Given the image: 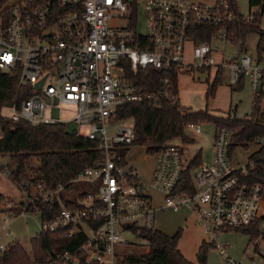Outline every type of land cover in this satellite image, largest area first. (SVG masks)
I'll list each match as a JSON object with an SVG mask.
<instances>
[{"label": "built area", "instance_id": "2783aa9c", "mask_svg": "<svg viewBox=\"0 0 264 264\" xmlns=\"http://www.w3.org/2000/svg\"><path fill=\"white\" fill-rule=\"evenodd\" d=\"M237 0L198 4L191 0H21L0 8V75L17 77L18 89L10 106L13 122L32 125H65L70 135L96 143L102 157L73 181L83 185L72 207L62 206L52 221H41V233L60 234L63 239L84 236L73 253L54 250L37 264H122L129 248L143 229L155 230L157 207L154 194L162 196L161 208L179 213L187 210L206 234L207 244L222 257L221 264H241L229 254V245L219 242L222 233L248 228L262 220L264 230V180L256 178L254 161L235 167L229 151L233 132L217 128L211 164L202 162L191 172L192 190L183 182L192 160L184 149L166 145L155 156L151 179L146 180L130 164L136 141L133 119L118 120L117 111L128 104L160 108L164 102H181L169 79L158 90L140 91L135 80L148 68L175 67L180 75L196 77L215 67L229 71L236 86L241 77L264 104V69L245 50L244 40H235L229 26L237 19ZM260 12L261 7H256ZM144 12V31H140ZM216 27L210 41L195 42L198 26ZM218 43L238 48L237 59L218 66L213 58ZM191 45L194 63L185 62ZM43 82L41 89L37 86ZM68 107L71 119H55L53 110ZM75 126L76 132L69 127ZM88 126L83 135L80 129ZM188 128L200 133L199 123ZM254 144L264 147V138ZM196 172L195 176L193 173ZM4 174L10 175L7 169ZM21 194L25 217L36 200L61 201L64 187L47 191L25 184ZM5 207L12 204L4 203ZM20 205V206H21ZM131 235L136 241L126 237ZM0 238V242H1ZM6 247L1 244L0 250Z\"/></svg>", "mask_w": 264, "mask_h": 264}, {"label": "trees", "instance_id": "16d2710c", "mask_svg": "<svg viewBox=\"0 0 264 264\" xmlns=\"http://www.w3.org/2000/svg\"><path fill=\"white\" fill-rule=\"evenodd\" d=\"M11 0H0V8ZM32 1V0H25ZM250 10L253 7H261L260 12L255 13L254 19L245 22L243 19L235 20L229 26V32L235 40L247 38L251 33L259 37L257 52L259 59L264 53V29L257 27L261 23L264 14V0H249ZM235 13L239 16L238 7L235 6ZM252 13L250 12V15ZM241 16V15H240ZM193 33L195 42L210 41L216 27L202 25ZM244 40V41H245ZM260 60L258 64H260ZM178 71L175 67L163 70L148 68L140 71L135 83L140 91L152 92L158 90L163 79H169L174 88V94L178 92ZM245 78L241 77L239 83L233 88V92H240L244 89ZM221 84V78L209 85L211 94H214L217 86ZM18 89L17 77L0 75V156H9L14 168L10 169L11 180L23 190L24 185L30 195L36 196L33 187L44 185L47 191L64 187L60 194L61 201L43 202L36 200L29 207L31 213H38L41 221H52L59 214L62 206L72 207L79 196L78 190L86 187L73 184V181L102 157V153L96 143L83 137L70 135L65 125H32L26 122H13L2 115V110L11 105ZM260 114V100L254 96L253 110L249 117L238 119L229 115L227 118L210 116L208 113H190L184 110L180 102H164L160 108H152L146 104H128L118 109L119 121L133 119L136 125L135 146L147 148L148 154L160 151L176 139H182L185 143L189 140L184 134L185 127L191 122L207 121L212 122L217 128L228 127L232 130L231 149L242 147L249 149L256 139L264 138V121ZM230 149V150H231ZM32 157L39 159V167L34 174H30L28 161ZM254 161L253 175L264 180V147L260 148L251 157ZM202 163L201 151H199L190 163V168L184 173L183 182L193 184L191 172ZM0 200L3 196L0 195ZM23 205L17 210L18 216ZM15 215V216H16ZM263 219L256 221L248 228L232 230L230 232H244L249 235L250 241L264 240V230H261ZM139 237L148 244L150 252L141 257H129L122 261V264H208L209 248L214 246L204 242L197 254V262L188 261L179 250V242L182 238V230L174 235H167L157 230L143 229ZM84 242V236L77 235L71 239H63L60 234H40L32 241V249H37L42 256L38 257L40 263L46 261L47 256L54 250L59 252H75ZM37 259V257H36ZM17 260V261H16ZM29 259L24 248L15 243L6 247L0 255V264L25 263ZM16 261V263H15ZM79 264H85L83 260Z\"/></svg>", "mask_w": 264, "mask_h": 264}, {"label": "rangeland", "instance_id": "374dc122", "mask_svg": "<svg viewBox=\"0 0 264 264\" xmlns=\"http://www.w3.org/2000/svg\"><path fill=\"white\" fill-rule=\"evenodd\" d=\"M21 0H11V3H16ZM198 4H214L215 0H191ZM239 14L242 16H249L250 12L255 14L259 9L253 7L250 10L249 0H237ZM144 12H141L140 20V31H144ZM257 27L264 29V14L261 19L260 25ZM245 40V39H242ZM259 37L257 34H249L245 40V48L247 53L252 57L254 62L259 61L257 52ZM216 51L214 52L213 58L218 66L224 62H229L233 57L238 55L240 51L235 46L226 45L221 43L217 44ZM224 52V53H222ZM185 62L187 64L194 63V57L191 47L186 49ZM260 67L264 69V53L260 60ZM218 67H215L211 73V79H208V73L197 74L196 78L200 81H193L192 77L187 75H180L178 77V90L180 97L181 107L190 113H209L216 114L219 116L231 115L238 119H244L251 116L253 110V99L254 92L251 89L248 82L245 84L244 89L240 92H232L231 87H234L229 80V71L223 84H219L214 92L211 94L210 86L215 83L217 77ZM229 83V84H228ZM237 107V111H235ZM12 110L4 108L2 115L10 118L12 116ZM73 111L68 107H61L55 109L52 115L55 119L69 120ZM264 121V106L260 105V114ZM201 132L198 133L185 127L184 134L189 140L185 143L182 139H176L172 141L171 146H177L184 149L185 160H193L196 154L201 151L202 161L206 164H211L213 158V145L216 134V125L212 122L199 121ZM83 135H87L89 132L88 126H84L80 129ZM251 144L249 149L233 148L229 151L233 165L238 167L239 165H245L249 162L250 157L256 152L257 146ZM259 149V148H258ZM146 154L145 148L133 147L129 154V161L133 162L139 172L143 175L146 180L149 179L151 169L155 164V156H149L147 159L144 158ZM39 167V159L32 157L28 161V168L30 174H34L35 170ZM14 165L10 157L0 156V195L3 196V200H0V245L3 244L5 247H9L15 243H19L25 250L28 257V261L25 263L17 262L18 264H37L40 263L38 260L41 253H38L37 249H32V241L40 236L41 229V216L38 213H27L26 216L16 215L17 210L21 205V198L24 196L21 194L20 188L15 184L11 177L4 174L5 170L13 169ZM11 173V171H10ZM196 172L193 173L195 176ZM81 189H84L81 187ZM34 191V190H33ZM155 203L159 204L161 196L158 194L154 195ZM11 203L12 207H5L4 203ZM262 213H264V207H262ZM16 215V216H15ZM194 223L193 216L187 211L183 210L180 213H173L170 210L157 213L155 220V230L165 233L167 235H173L178 230H182L181 243L187 244L190 248L193 245V241L198 238L201 234L197 230ZM196 229V230H195ZM127 239L130 241H136V238L131 235H127ZM207 237L205 238V241ZM219 242L223 245H229V254L232 255L241 264H264V240L258 239L255 242H251L249 235L244 232H226L222 233L219 237ZM150 252L148 244L140 240V243L133 245L129 248H121L120 253L125 255V258L129 257H141ZM2 251L0 250V255ZM39 255V256H38ZM37 257V259H36ZM17 261V260H16ZM15 261V263H16ZM222 257L220 252L215 248H209L208 251V264H221Z\"/></svg>", "mask_w": 264, "mask_h": 264}, {"label": "crops", "instance_id": "0c3cea01", "mask_svg": "<svg viewBox=\"0 0 264 264\" xmlns=\"http://www.w3.org/2000/svg\"><path fill=\"white\" fill-rule=\"evenodd\" d=\"M11 2V1H10ZM191 47V45H188V47ZM216 46V48H217V45H215ZM188 49V48H187ZM191 49H192V47H191ZM218 49V48H217ZM246 50V49H245ZM247 51V50H246ZM214 52H219V51H216L215 49H214ZM239 52V51H238ZM222 53H224V52H222ZM238 55H239V53H238ZM237 55V56H238ZM237 56L236 57H233V59H231L230 61H232V60H235V59H237ZM257 63H258V61H257ZM213 70V69H212ZM212 70L210 71V72H207L208 73V79H211V73H212ZM206 73V74H207ZM200 74V73H199ZM202 74H205V73H202ZM225 75H227V72H223V73H221V72H217V77H216V79H218V78H221V84H223L224 82H225V78H223ZM191 77V76H190ZM192 79H193V81H200V79H197L196 77H192ZM216 79H215V81H216ZM248 81L247 80H245V84L247 83ZM229 84V83H228ZM249 84V83H248ZM235 87V86H234ZM234 87H231V91L233 92V88ZM178 92H179V90H178ZM235 93V92H234ZM253 101H254V99H253ZM263 106H264V104H262ZM261 105V106H262ZM235 111H237V107H236V109H235ZM209 114V113H208ZM210 116H215V117H223V118H227L228 116H219V115H216V114H209ZM233 117V116H232ZM249 117V116H248ZM217 130V129H216ZM169 145H171L170 143H169ZM254 146H256V145H254ZM135 147H142V146H135ZM251 147V146H250ZM143 148H145V151H146V154H145V156H144V158H148L149 156L147 155V148L146 147H143ZM238 148H242V147H238ZM260 148H262V147H258L257 146V150H256V152L259 150ZM133 149V148H132ZM243 149V148H242ZM155 159V164H154V166H153V168L151 169V173H150V176H149V179L148 180H150L151 179V176H152V173H153V171H154V168H155V166H156V163H157V158L155 157L154 158ZM130 162V164L131 165H133L134 167H136L137 169H138V167L133 163V162H131V161H129ZM203 162V161H202ZM146 179V178H145ZM21 191V190H20ZM155 194H157V193H155ZM154 194V195H155ZM158 195H160V194H158ZM161 196V195H160ZM20 201H22V198H21V200ZM161 205H162V196H161V200H160V202H159V204H156V207H157V213H159V212H164V210L161 208ZM185 211H187V210H185ZM182 212V211H181ZM188 213H190L189 211H187ZM174 213V212H173ZM180 213V212H179ZM191 214V213H190ZM194 223H195V221H194ZM195 226L196 227H198L197 225H196V223H195ZM196 230V229H195ZM197 230H199V232L201 233L199 236H198V238L197 239H195L194 241H193V245L189 248L188 247V245L187 244H184V243H181V242H179V250L181 251V253L184 255V257L188 260V261H190V262H192V263H196L197 262V254H198V252H199V249H200V247H201V245L205 242V238H206V234H205V232L199 227V228H197ZM174 235V234H173ZM181 241V240H180ZM145 242V241H144ZM138 243H140V241H138L137 242V244Z\"/></svg>", "mask_w": 264, "mask_h": 264}, {"label": "water", "instance_id": "95a60500", "mask_svg": "<svg viewBox=\"0 0 264 264\" xmlns=\"http://www.w3.org/2000/svg\"><path fill=\"white\" fill-rule=\"evenodd\" d=\"M42 84H43V82H41V83L37 86V89H41ZM69 131H70V132H76V127H75V126H71V127H69Z\"/></svg>", "mask_w": 264, "mask_h": 264}]
</instances>
